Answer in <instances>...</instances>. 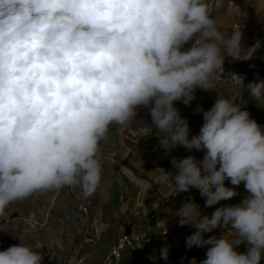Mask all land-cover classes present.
<instances>
[{
    "label": "clouds",
    "instance_id": "9594fccd",
    "mask_svg": "<svg viewBox=\"0 0 264 264\" xmlns=\"http://www.w3.org/2000/svg\"><path fill=\"white\" fill-rule=\"evenodd\" d=\"M221 10L244 15L234 0H0V217L37 193L69 187L92 196L111 127L133 125L143 107L166 154L178 146L204 153L173 157L176 172L154 183L176 194L195 188L206 207L236 196L241 183L249 193L210 217L192 199L178 209L179 225L196 229L187 248H207L199 264H261L264 127L218 93L211 108L197 107L203 124L192 135L175 107L190 105L198 88L215 89L226 56L251 60L260 47L245 49L241 25L225 33L214 15ZM230 75L264 108V79ZM229 225L234 238L205 239ZM160 256L168 259V246ZM0 264H42V254L20 239L0 250Z\"/></svg>",
    "mask_w": 264,
    "mask_h": 264
},
{
    "label": "rangeland",
    "instance_id": "374dc122",
    "mask_svg": "<svg viewBox=\"0 0 264 264\" xmlns=\"http://www.w3.org/2000/svg\"><path fill=\"white\" fill-rule=\"evenodd\" d=\"M147 108L138 109L133 125L112 126L102 144V180L85 199L78 188L35 194L11 204L0 217V250L20 243L39 249L42 264H103L115 240L124 234V206L132 205L138 182L152 178L141 169L152 133ZM152 165L146 170L151 171ZM124 191L128 194L124 196Z\"/></svg>",
    "mask_w": 264,
    "mask_h": 264
},
{
    "label": "crops",
    "instance_id": "0c3cea01",
    "mask_svg": "<svg viewBox=\"0 0 264 264\" xmlns=\"http://www.w3.org/2000/svg\"><path fill=\"white\" fill-rule=\"evenodd\" d=\"M241 11L244 15L251 17L250 26H255L264 22L261 15L264 11V0H240ZM220 26L227 32L230 29L231 23L234 20L240 19L239 16L233 14H226L225 10L214 13ZM247 36H243L244 47L247 45ZM255 60L261 66L262 79H264V43L262 47L257 50L254 54ZM224 73H241V67L230 61L224 62ZM215 89L201 90L196 89L195 99L190 105H185L180 101L175 103V107L179 109L182 117L186 118L189 123V127L192 135L199 133V129L203 124V114L196 112L197 107L202 106L203 109L207 110L214 104L218 93L226 98L234 99L236 103L241 104L242 107L246 108L251 117L254 118L262 127H264V108L257 107V103L254 99H251L246 93L233 83H223L215 80ZM151 127V128H150ZM148 131L152 133V138L148 144V151L150 154L143 157L141 161L146 176L152 178V187L147 190L148 185L141 184L138 182V191L136 192V198L134 200L133 194H128L124 191V196L128 194V199L133 201L132 205L126 204L124 206V234L139 233L142 235L150 236L151 243L141 248V261L147 262L149 259L154 257L157 253L161 252V249L168 246L172 250L175 256H179L184 251L188 252L187 263L195 257L197 264L199 261L206 258V247L194 249H188L186 246V237L191 235L195 228L190 225L180 226L179 217L176 215L178 209L184 202L189 199L194 200L199 205V209L202 215L211 216L217 207L224 205L238 204L244 199L249 193L245 190L243 183L236 187L237 195L230 200L221 201L219 204L212 207L205 206V198L202 197L199 191L195 188L190 189L188 192H180L178 194L172 189L167 182L162 184L154 183L157 177L163 175V170L174 174L176 169L172 166L171 160L173 157L176 159H182L187 156H194L197 160L203 158L204 153L201 151L192 150L188 151L182 146L173 148L166 154V150L163 149L159 144V136L154 126L148 124ZM152 165V170H146L148 165ZM227 187H234L229 181H225ZM226 235L228 238H234V233L229 225L227 228L214 229L210 233H205L204 237L207 239L209 236H216L220 238L222 235ZM177 239V241H173ZM237 250L245 252L247 250V244L241 243L237 246ZM130 250L126 251V256L129 255ZM264 264V261L261 262Z\"/></svg>",
    "mask_w": 264,
    "mask_h": 264
},
{
    "label": "built area",
    "instance_id": "2783aa9c",
    "mask_svg": "<svg viewBox=\"0 0 264 264\" xmlns=\"http://www.w3.org/2000/svg\"><path fill=\"white\" fill-rule=\"evenodd\" d=\"M228 0H225V5H227ZM234 2L240 7L241 4L240 0H234ZM263 19H264V11L261 13ZM251 17L249 15H243L241 19L234 20L231 23L230 29L227 32L225 29L222 30L230 34L234 27L241 25V30L243 32V36H247V45L245 49L248 47L254 45L257 41L260 42V47L257 49L259 50L263 43H264V22L260 23L255 26H250ZM256 50V51H257ZM255 54V53H254ZM230 60L236 64H238L242 72L237 73L244 77L245 82V75L248 72L252 71H262L261 66L258 64V62L255 60L254 56L251 60H233L231 57H225V61ZM236 73V72H233ZM262 79L261 76H255L254 80ZM218 82L223 83H233L231 79V75L229 74H221V78L217 79ZM173 241H177V239H173ZM151 243V237L142 235L139 233H133V234H121L114 242L112 248L109 251L108 256L106 257L103 264H186L188 259V252L184 251L179 256H175L172 250L169 248V256L167 260H164L160 256V252L157 253L154 257L149 259L147 262H142L140 257L141 253L140 250L143 246L148 245ZM192 249L196 250V247H193ZM130 250L129 255L126 256V251ZM45 264H53L51 259H46Z\"/></svg>",
    "mask_w": 264,
    "mask_h": 264
},
{
    "label": "trees",
    "instance_id": "16d2710c",
    "mask_svg": "<svg viewBox=\"0 0 264 264\" xmlns=\"http://www.w3.org/2000/svg\"><path fill=\"white\" fill-rule=\"evenodd\" d=\"M255 76H261L262 77V75H261V72L260 71H252V72H248L246 75H245V84H247V83H249V82H252V81H255L254 80V77ZM245 93L251 98V99H253L251 96H250V94H249V92H248V90L245 88Z\"/></svg>",
    "mask_w": 264,
    "mask_h": 264
}]
</instances>
